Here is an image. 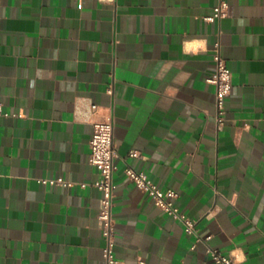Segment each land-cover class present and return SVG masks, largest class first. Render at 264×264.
Masks as SVG:
<instances>
[{"label":"crops","instance_id":"0c3cea01","mask_svg":"<svg viewBox=\"0 0 264 264\" xmlns=\"http://www.w3.org/2000/svg\"><path fill=\"white\" fill-rule=\"evenodd\" d=\"M220 1L0 0V264H108L89 161L105 117L112 264H218L208 247L264 264V0H226L230 14L208 20ZM217 41L233 83L220 129ZM128 165L177 191L197 234ZM58 177L71 185L41 182Z\"/></svg>","mask_w":264,"mask_h":264},{"label":"built area","instance_id":"2783aa9c","mask_svg":"<svg viewBox=\"0 0 264 264\" xmlns=\"http://www.w3.org/2000/svg\"><path fill=\"white\" fill-rule=\"evenodd\" d=\"M230 14V5L226 0H221L214 7V14L208 16V20L222 18ZM213 60L215 69L207 78V81L215 85V102L217 106V125L220 129L224 124V114L226 99L232 91V71L229 68L226 59L221 54L220 42L215 43L213 51ZM111 91V89H110ZM99 110V105L91 103L88 111V118L95 115ZM3 106L0 103V116L4 115ZM93 134L90 139V156L89 161L97 167L100 178L95 181L94 185L102 191V207L99 211L98 218L101 222V228L106 244L103 247V257L108 264L116 262L114 255L115 245V221L112 215V206L114 199V158L116 150L114 146V125L111 117L94 118ZM131 156H138L139 152L132 150ZM126 176L143 192L148 194L154 204L172 217L180 219L188 233L197 234L196 220L182 213L176 204L178 196L177 191L173 189L163 190L146 171L138 170L128 165L125 168ZM43 183L71 185L70 181L58 177L56 179H41ZM85 186V184L83 183ZM209 238V237H207ZM198 239H201L200 237ZM207 251L211 254L214 262L218 264H236L234 257L223 254L219 249L208 247Z\"/></svg>","mask_w":264,"mask_h":264}]
</instances>
